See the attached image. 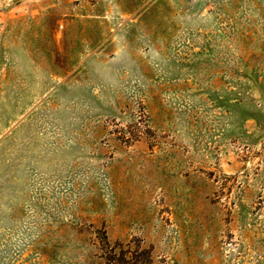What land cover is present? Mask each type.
Returning a JSON list of instances; mask_svg holds the SVG:
<instances>
[{
  "label": "rangeland",
  "instance_id": "1",
  "mask_svg": "<svg viewBox=\"0 0 264 264\" xmlns=\"http://www.w3.org/2000/svg\"><path fill=\"white\" fill-rule=\"evenodd\" d=\"M0 264H264V0H0Z\"/></svg>",
  "mask_w": 264,
  "mask_h": 264
}]
</instances>
